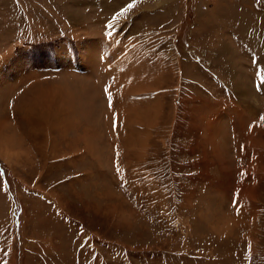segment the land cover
<instances>
[{
  "label": "rangeland",
  "instance_id": "374dc122",
  "mask_svg": "<svg viewBox=\"0 0 264 264\" xmlns=\"http://www.w3.org/2000/svg\"><path fill=\"white\" fill-rule=\"evenodd\" d=\"M0 264H264V0H0Z\"/></svg>",
  "mask_w": 264,
  "mask_h": 264
},
{
  "label": "bare ground",
  "instance_id": "6f19581e",
  "mask_svg": "<svg viewBox=\"0 0 264 264\" xmlns=\"http://www.w3.org/2000/svg\"><path fill=\"white\" fill-rule=\"evenodd\" d=\"M87 66H93V64H92V57L90 56V57H88V59H87V61H86V63H85Z\"/></svg>",
  "mask_w": 264,
  "mask_h": 264
},
{
  "label": "snow or ice",
  "instance_id": "6c2138e0",
  "mask_svg": "<svg viewBox=\"0 0 264 264\" xmlns=\"http://www.w3.org/2000/svg\"><path fill=\"white\" fill-rule=\"evenodd\" d=\"M129 7H131V5H129Z\"/></svg>",
  "mask_w": 264,
  "mask_h": 264
}]
</instances>
